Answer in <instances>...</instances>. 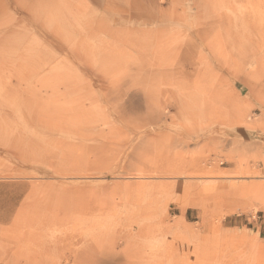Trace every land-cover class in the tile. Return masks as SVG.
<instances>
[{"label": "rangeland", "instance_id": "1", "mask_svg": "<svg viewBox=\"0 0 264 264\" xmlns=\"http://www.w3.org/2000/svg\"><path fill=\"white\" fill-rule=\"evenodd\" d=\"M0 264H264V0H0Z\"/></svg>", "mask_w": 264, "mask_h": 264}]
</instances>
